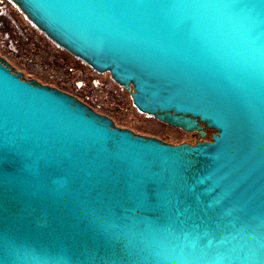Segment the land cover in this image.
<instances>
[{
	"label": "water",
	"instance_id": "obj_1",
	"mask_svg": "<svg viewBox=\"0 0 264 264\" xmlns=\"http://www.w3.org/2000/svg\"><path fill=\"white\" fill-rule=\"evenodd\" d=\"M10 1L197 141L120 127L0 56V264H264V0Z\"/></svg>",
	"mask_w": 264,
	"mask_h": 264
},
{
	"label": "rangeland",
	"instance_id": "obj_2",
	"mask_svg": "<svg viewBox=\"0 0 264 264\" xmlns=\"http://www.w3.org/2000/svg\"><path fill=\"white\" fill-rule=\"evenodd\" d=\"M0 56L27 79L70 93L120 127L168 143L195 144L197 136L141 114L109 74H99L50 41L15 7L0 0Z\"/></svg>",
	"mask_w": 264,
	"mask_h": 264
},
{
	"label": "trees",
	"instance_id": "obj_3",
	"mask_svg": "<svg viewBox=\"0 0 264 264\" xmlns=\"http://www.w3.org/2000/svg\"><path fill=\"white\" fill-rule=\"evenodd\" d=\"M24 75V74H23ZM25 77V76H24ZM26 78V77H25ZM27 79V78H26ZM27 80H30V79H27ZM48 86H50V85H48ZM51 87H53V86H51ZM56 88V87H55ZM58 89V88H57ZM60 90V89H59ZM123 128H126V127H123ZM212 133H213V131H210V130H207V137H206V139L205 140H212ZM199 138H200V136H199ZM201 140H202V138H200Z\"/></svg>",
	"mask_w": 264,
	"mask_h": 264
},
{
	"label": "flooded vegetation",
	"instance_id": "obj_4",
	"mask_svg": "<svg viewBox=\"0 0 264 264\" xmlns=\"http://www.w3.org/2000/svg\"><path fill=\"white\" fill-rule=\"evenodd\" d=\"M70 54V53H69ZM71 55V54H70ZM73 56V55H72ZM70 94V93H69ZM105 115V114H104ZM106 116H108V115H106ZM108 117H110V116H108ZM111 118V117H110ZM194 136L196 137L197 135L196 134H194ZM188 143V142H187Z\"/></svg>",
	"mask_w": 264,
	"mask_h": 264
}]
</instances>
